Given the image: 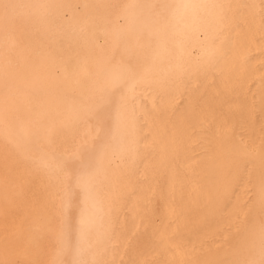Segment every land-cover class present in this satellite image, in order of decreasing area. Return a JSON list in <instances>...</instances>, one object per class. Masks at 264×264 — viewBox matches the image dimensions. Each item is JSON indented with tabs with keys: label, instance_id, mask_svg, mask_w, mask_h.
<instances>
[{
	"label": "bare ground",
	"instance_id": "bare-ground-1",
	"mask_svg": "<svg viewBox=\"0 0 264 264\" xmlns=\"http://www.w3.org/2000/svg\"><path fill=\"white\" fill-rule=\"evenodd\" d=\"M28 19L0 17V264H51L65 193L72 236L65 264H234L264 221V11L237 13L215 28L181 26L170 47L187 69L161 87L165 65L143 49L133 80L105 83L98 64H128L115 43L130 0H20ZM179 2V0H178ZM254 5L255 7H252ZM48 18V27L29 19ZM85 28L87 41L66 37ZM155 41L145 31L141 43ZM219 51L204 64L209 46ZM133 51L136 49L133 48ZM78 74L79 80L73 79ZM107 89V91H105ZM134 126V161L105 173L95 195L77 186L101 145L119 156ZM42 129L37 134V125ZM67 161L65 173L45 166ZM86 227L82 233L81 219Z\"/></svg>",
	"mask_w": 264,
	"mask_h": 264
},
{
	"label": "snow or ice",
	"instance_id": "snow-or-ice-1",
	"mask_svg": "<svg viewBox=\"0 0 264 264\" xmlns=\"http://www.w3.org/2000/svg\"><path fill=\"white\" fill-rule=\"evenodd\" d=\"M51 5H33L20 2V0H0V17L5 21L13 18L28 19L29 10L34 7H50ZM120 7L123 9L125 26L117 29L113 39L115 43L123 46L127 51L126 66L118 68L109 66L107 63L98 64L95 73L96 78H103L105 83L119 84L128 80H135L138 73L134 69V62H138L145 47L151 50L152 60L165 65V68L158 77L161 80V87L177 79L183 72L187 71L184 65L174 56L170 44L172 37L178 35L181 26L187 27L195 24L204 28H215L216 37L222 38L228 29L233 17L244 9L250 7L245 3H233L232 0H130L129 3ZM252 7H255L252 5ZM261 11H264V0H261ZM29 23L34 27H48L51 21L42 17L36 20L29 19ZM147 31L150 36L155 37V41L149 40L146 44L141 43V36ZM73 41H87L85 28L73 35L66 37ZM136 50L133 51L132 49ZM219 49L210 45L203 63L209 64L213 61ZM73 79L78 81V74L73 75ZM107 91V89H105ZM12 117L8 108L0 109V125L4 126V131H10ZM117 126L121 134L127 138L126 145L121 154L117 156L110 150V145L103 144L93 162L83 165V172L77 177V186L82 188L87 194L95 195L96 186L109 176L106 172L111 171L112 177L115 175V168L125 157L130 162L134 161L136 151V139L134 126L130 117L122 118L117 114ZM42 126L37 125V134ZM67 161L61 157L53 156L45 162V166L52 171L65 173ZM70 193H65L60 210V227L56 232L54 240L57 245V257L51 264H65L61 258L66 252L72 236V221L70 217V205L66 203L70 199ZM261 197L264 199V188L261 190ZM81 231L83 233L86 223L81 219ZM261 246L257 258L255 249L248 247L246 250L238 252L234 264H264V221L260 223ZM80 264H98L97 261H81Z\"/></svg>",
	"mask_w": 264,
	"mask_h": 264
}]
</instances>
